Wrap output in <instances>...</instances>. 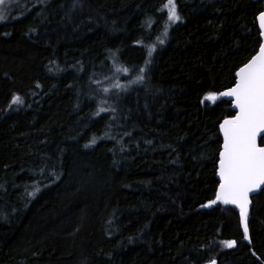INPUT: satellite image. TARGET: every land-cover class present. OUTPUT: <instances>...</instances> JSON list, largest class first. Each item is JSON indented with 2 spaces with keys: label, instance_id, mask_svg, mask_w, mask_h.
Segmentation results:
<instances>
[{
  "label": "trees",
  "instance_id": "16d2710c",
  "mask_svg": "<svg viewBox=\"0 0 264 264\" xmlns=\"http://www.w3.org/2000/svg\"><path fill=\"white\" fill-rule=\"evenodd\" d=\"M166 1L10 0L0 264H264V188L249 238L217 199L221 94L261 46L263 1L177 0L169 30Z\"/></svg>",
  "mask_w": 264,
  "mask_h": 264
},
{
  "label": "snow or ice",
  "instance_id": "6c2138e0",
  "mask_svg": "<svg viewBox=\"0 0 264 264\" xmlns=\"http://www.w3.org/2000/svg\"><path fill=\"white\" fill-rule=\"evenodd\" d=\"M165 7L171 20L180 19L174 0H168ZM4 19L0 13V21ZM259 21L260 27L264 29V13L260 14ZM237 76L239 79L235 87L221 94L234 97L235 107L239 111L234 117L225 119L220 126L224 144L220 152L221 184L217 199L225 204L238 205L243 220L248 193L264 184V146L257 142L258 137L264 140V44L260 46L259 54L242 67ZM14 99L18 101L19 97ZM206 99L215 100L216 95L210 93ZM244 231L247 234L246 224ZM225 243L232 247L235 242Z\"/></svg>",
  "mask_w": 264,
  "mask_h": 264
},
{
  "label": "rangeland",
  "instance_id": "374dc122",
  "mask_svg": "<svg viewBox=\"0 0 264 264\" xmlns=\"http://www.w3.org/2000/svg\"><path fill=\"white\" fill-rule=\"evenodd\" d=\"M175 6H176V11L177 14L179 15L180 19L173 21L169 18V12H168V8L165 7V10L167 12V18H168V27L167 29L169 30L173 25H175L176 23H178L179 21H181L182 17L181 14L179 12L178 9V3L177 0H174ZM168 4V0L166 1L165 5ZM10 0H3V3H0V13H2L5 17L4 20L0 21V24L3 23L6 18L8 17V15L10 14L11 10H12V6H10ZM128 70H123L119 67L116 68V70L114 71V73L107 78L103 83H101V88L107 93V91H112V90H120L123 89V87L125 86L124 84V77L127 75ZM128 85V84H127Z\"/></svg>",
  "mask_w": 264,
  "mask_h": 264
},
{
  "label": "water",
  "instance_id": "95a60500",
  "mask_svg": "<svg viewBox=\"0 0 264 264\" xmlns=\"http://www.w3.org/2000/svg\"><path fill=\"white\" fill-rule=\"evenodd\" d=\"M262 1H263V5H264V0H262ZM261 13H264V10H263ZM261 13H260V14H261ZM260 14L257 16V23H258L259 30H260V33H261V39H262V43H261V45H262V44H264V29H262V28L260 27V21H259V16H260ZM259 51H260V48H259L258 52H257L254 56H257V55L259 54ZM254 56H253V57H254ZM253 57H252V58H253ZM252 58H251L246 64H248V63L252 60ZM246 64H244L242 67H244ZM242 67H240V68L238 69L237 73L239 72V70H240ZM237 73H236V83L238 82V79H239V77L237 76ZM236 83H235V85H236ZM235 85H234L233 87H235ZM233 87H231V88H233ZM231 88H229V89H231ZM229 89L225 90L224 92L228 91ZM224 92H223V93H224ZM223 96H224V95H223ZM224 97H225L227 100H229V101L232 102V110L235 112V114H234V116H235V115L238 113L239 109H237V108L235 107V100H234V97H232V96H224ZM234 116H232V117H234ZM232 117H228V118H226V119H229V118H232ZM223 121H224V120H223ZM222 123H223V122H222ZM222 123H221V124H222ZM221 124H220V126H221ZM220 133H221V136H222V139H223V142H222V150H223L224 134H223V131L221 130V127H220ZM260 140H261V138L258 137V140H257L258 144H259L260 146H264V145H261V144H260ZM217 176H218V179H219L220 184H221V177H220V175H219V163H218V174H217ZM220 184H219V187H218L217 194H218V192L220 191ZM263 188H264V184L260 185L259 187H257L256 189H254L253 191H251V192L248 193V197H247V199H248V203H247V206H246V216H245V218H244L243 220H242V218H241V212H240V208H239L238 205H236V204H232V203H228V204H226V205H228V206H231V207L237 208V209L239 210V212H240V218H241V223H242L243 228H244V225H245V224L247 225L246 218H247L248 213L250 212L252 198H253L254 196H256L257 194H259V193L262 191ZM221 201H222V200H221ZM222 202H223V201H222ZM223 203H224V202H223ZM247 229H248V227H247ZM247 237L249 238V231H247ZM249 240H250V239H249Z\"/></svg>",
  "mask_w": 264,
  "mask_h": 264
}]
</instances>
